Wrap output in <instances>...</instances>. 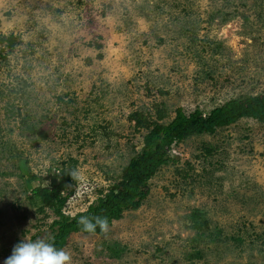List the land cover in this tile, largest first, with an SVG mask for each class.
Here are the masks:
<instances>
[{
    "label": "rangeland",
    "instance_id": "obj_1",
    "mask_svg": "<svg viewBox=\"0 0 264 264\" xmlns=\"http://www.w3.org/2000/svg\"><path fill=\"white\" fill-rule=\"evenodd\" d=\"M261 94L264 0H0V264L51 236L34 188L66 174L62 212L83 213L158 111L166 124ZM169 154L138 210L69 236L70 264H264V124L240 119Z\"/></svg>",
    "mask_w": 264,
    "mask_h": 264
},
{
    "label": "trees",
    "instance_id": "obj_2",
    "mask_svg": "<svg viewBox=\"0 0 264 264\" xmlns=\"http://www.w3.org/2000/svg\"><path fill=\"white\" fill-rule=\"evenodd\" d=\"M163 119L164 115L158 111L140 151L129 159L120 178L101 193L85 212L75 216L62 212L72 193L69 190V177L64 173L56 184L38 186L32 190L33 196L41 202L40 211L46 208L54 216L49 229L51 242L56 248L63 249L71 234L103 235L99 228L94 233L81 230L77 224L81 215L107 217L110 226L113 221L120 220L124 212L138 210L149 195L148 182L160 168L174 162L169 154L172 146L192 136H212L240 119H252L264 124V94L230 99L206 113L195 108L186 114L178 108L168 123H161ZM65 190L68 193L64 196L62 193Z\"/></svg>",
    "mask_w": 264,
    "mask_h": 264
},
{
    "label": "clouds",
    "instance_id": "obj_3",
    "mask_svg": "<svg viewBox=\"0 0 264 264\" xmlns=\"http://www.w3.org/2000/svg\"><path fill=\"white\" fill-rule=\"evenodd\" d=\"M77 224L81 230L94 233L97 228L107 232L109 221L107 217L81 215ZM70 255L58 249L51 242V237L36 240L21 239L11 250V254L4 258L2 264H70Z\"/></svg>",
    "mask_w": 264,
    "mask_h": 264
}]
</instances>
